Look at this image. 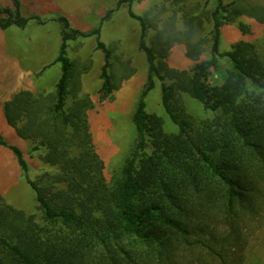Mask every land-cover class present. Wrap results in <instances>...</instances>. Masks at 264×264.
Instances as JSON below:
<instances>
[{"label": "trees", "instance_id": "16d2710c", "mask_svg": "<svg viewBox=\"0 0 264 264\" xmlns=\"http://www.w3.org/2000/svg\"><path fill=\"white\" fill-rule=\"evenodd\" d=\"M136 1L119 0L117 8L127 4L139 23L138 49L148 78L132 114L135 142L120 179L108 182L104 175L89 129L91 101L75 100L68 107L73 62L66 49L78 37L95 35L103 53L99 99L117 88L109 72L112 54L99 40V29L82 33L57 18L61 45L55 62L61 77L54 92L36 97L20 91L4 104L7 125L21 139L39 140L33 150L43 147L44 163L56 172L31 179L23 153L0 134V146L15 155L42 220L38 224L35 215L0 195V264H251L250 239L264 231V61L246 41L220 51L223 25L243 15L233 3L215 0L210 12L189 14L186 30L155 51L146 41L145 19L130 9ZM10 2L0 7L1 30L23 29L31 20L43 23L37 16L24 17L19 0ZM203 20L212 24L206 36ZM181 43L194 61L189 70L164 62ZM212 77L219 82L211 84ZM155 80L176 133H166L163 119L146 110ZM183 95L212 117L196 125Z\"/></svg>", "mask_w": 264, "mask_h": 264}, {"label": "rangeland", "instance_id": "374dc122", "mask_svg": "<svg viewBox=\"0 0 264 264\" xmlns=\"http://www.w3.org/2000/svg\"><path fill=\"white\" fill-rule=\"evenodd\" d=\"M19 1L21 14L24 17L37 16L43 23L39 24L37 21L31 20L23 29L14 26L13 29L6 31L0 29V55L6 57L7 63L11 65L9 60L20 58L16 67L15 65L10 67L6 62L0 64V123L5 121L4 104L18 92L29 91L17 89L18 85L15 86L14 78L22 76L28 82L34 83L33 86L40 83L38 90L41 91L31 92L36 97L54 92L55 85L61 77V66L55 62L61 45V26L56 21L57 18L64 17L70 28L82 33H91L93 30L99 29V40L112 54L109 72L117 88L111 96L99 99L97 92L99 84H102L101 68L95 65V59L102 61L103 53L96 49L95 35L78 37L67 42V57L73 62L69 82L71 95L68 97V107H71L75 100L88 99L91 101L92 107L87 111L89 129L93 145L104 164V175L108 182L120 179L124 162L129 157L135 142L132 114L148 78L145 56L138 49L140 36L138 21L129 16L127 4L123 3L117 8L119 0H104L106 12L112 11L104 21H102L103 17L101 19L97 17L92 0H80L82 9L79 12L75 11L74 8L78 5L72 0H64L65 3L62 4L60 0ZM96 2L98 4L99 1ZM224 2L226 4L233 3L234 7L243 13L234 22L223 25L222 30H225L227 41L226 47L229 45L232 47L239 41L250 42L256 47L260 58L264 61V22H259L254 17L255 15L264 17V0H224ZM9 3L11 5V2ZM204 3L205 0H186L178 3H175V0H138L131 5L130 9L133 14L145 19L147 44L158 51L161 43L178 36L180 31L186 30L184 23L186 16L210 12L214 8L215 0H209L207 6H204ZM6 6L0 0V7ZM240 24L247 26L245 32L240 30ZM211 26V22L203 20L202 36L207 35L212 29ZM177 45L187 48L184 43ZM208 47L209 45L205 49V54L202 55L203 59L208 57ZM95 51L96 55H94ZM167 58L164 61L166 64ZM188 60L194 65V61ZM170 61L175 60L171 59ZM167 66L169 67L168 64ZM209 82L213 85L217 84L219 78L212 77ZM183 103L186 112L192 116L196 125L212 117L211 114L203 110L198 101L188 95H183ZM145 104L148 113L163 119V128L166 133L173 134L178 131L161 105L159 81H154V88L147 94ZM1 129L0 134L8 144L17 147L23 153L31 179L36 180L39 176H45L46 171L52 174L56 172V167H50L44 163L42 158L46 152L43 147H39L40 149L36 151L33 150L34 146L39 145V140L21 139L16 133L15 136H9L6 135L7 131ZM119 129L123 132L118 131ZM11 130L15 132L13 128ZM120 132L121 135L118 134ZM117 134L123 138L120 139ZM101 136L105 138V143L102 142L103 137ZM15 137L21 141H17ZM111 150L114 154L116 150H118L117 154L120 153L112 155ZM0 195L8 205L22 210L27 215H35L36 222L42 225L41 212L37 209L34 192L25 182L15 155L9 149L1 146ZM249 255L251 264H264L263 230L256 232L251 237Z\"/></svg>", "mask_w": 264, "mask_h": 264}, {"label": "crops", "instance_id": "0c3cea01", "mask_svg": "<svg viewBox=\"0 0 264 264\" xmlns=\"http://www.w3.org/2000/svg\"><path fill=\"white\" fill-rule=\"evenodd\" d=\"M73 2H75L77 5H78V7L76 6L74 9H75V11L76 12H79L81 9H82V7H80V0H72ZM96 1H99L98 2V4H97V2ZM1 2L3 3V4H5V5H7V6H10L9 4V2H10V0H1ZM60 3L62 4V3H65V1L64 0H60ZM92 3H94V7H95V9H96V12H97V17L99 18V19H101L103 16H104V13L106 12V10H107V8H106V6H105V1L104 0H92ZM6 6V7H7ZM97 6H98V8H97ZM9 29H13L12 27H10V28H8V29H6V30H9ZM5 30V31H6ZM224 31L225 30H221V39H220V51L221 52H226V51H228V50H230V48H231V46L229 45L228 47H226V36H225V34H224ZM239 39V38H238ZM230 47V48H229ZM96 51H95V53H94V55H96ZM185 53H186V49H185V47L183 46V45H176V46H174L171 50H170V52H169V55H168V58H167V64L169 65V67L170 68H172V69H176V70H189V69H191L192 68V66H193V63H191L186 57H185ZM145 56V55H144ZM20 58H17V59H15V60H12V61H10L9 60V62L10 63H12V65L11 64H8L7 63V59H6V57H4V56H1L0 55V64L1 63H4V62H6L10 67H13L14 65H15V67L16 66H18V63H17V61L19 60ZM175 60V61H173V62H171L170 60ZM146 60V59H145ZM102 61H103V56H102ZM102 61H100V60H97L96 61V59H95V62H96V66H99V68H101L102 66H103V64H102ZM104 62V61H103ZM34 65V64H33ZM32 65V66H33ZM36 68V67H35ZM10 69V68H9ZM96 76H97V74H96ZM99 76V75H98ZM14 83L16 84L15 86H17L18 85V87H17V89H20L21 88V90L22 89H25V90H29L30 92H32V93H34V92H38L39 90H38V88H39V86L41 85L40 83L39 84H35V86H33V84L34 83H31L30 81L28 82V80H26V79H23L22 78V76H19L18 78H14ZM100 86H101V83L99 84V88H100ZM99 90V89H98ZM41 91V90H40ZM97 91V90H96ZM0 127L2 128H0L1 130H5V131H7L8 133L6 134V135H9V136H15V132H13L12 130H11V127H9L8 125H7V123H6V121H2L1 123H0ZM10 131H12V132H10ZM6 135H5V137H6ZM16 138V137H15ZM16 140L17 141H21V139H17L16 138Z\"/></svg>", "mask_w": 264, "mask_h": 264}, {"label": "bare ground", "instance_id": "6f19581e", "mask_svg": "<svg viewBox=\"0 0 264 264\" xmlns=\"http://www.w3.org/2000/svg\"><path fill=\"white\" fill-rule=\"evenodd\" d=\"M97 125H98V124H97ZM118 127H121V126H118ZM123 128H124V127L122 126V129H123ZM120 129H121V128H120ZM120 129H119L118 131H122V130H120ZM111 130H112V129H111ZM116 130H117V129H116ZM116 130H114V131L116 132ZM114 131H113V132H114ZM118 131H117V132H118ZM97 132H98V131H97ZM100 132H101V131H100ZM122 132H123V131H122ZM106 133H107V132H106ZM107 134H108V133H107ZM118 134L121 135V132L118 133ZM118 134H117V135H118ZM110 135H111V133H110ZM118 136H119V135H118ZM122 136H124V135L122 134ZM101 137H103V136H101ZM105 137H106V136H105ZM115 137H117V136H115ZM119 137H120V136H119ZM110 138H112V137H110ZM122 138H123V137H120V139H122ZM124 138H125V137H124ZM100 139H101V138H100ZM104 139H105V138L103 137V140H102V139H101V140H102V142L105 143V140H104ZM106 139H107V137H106ZM118 139H119V138H118ZM118 139H117V140H118ZM120 139H119V140H120ZM106 141H107V140H106ZM123 141H124V140H123ZM121 142H122V141H121ZM124 143H125V142H124ZM100 144H101V143H100ZM104 145H105V144H104ZM112 145H113V144H112ZM124 145H126V144H124ZM106 146H107V145H106ZM114 146H115V144H114ZM117 146H120V145H117ZM122 146H123V145H122ZM108 148H109V147H108ZM108 148H107V150H108ZM121 148H122V147H121ZM121 148H120V149H121ZM117 149H119V147H117ZM124 149H125V148H124ZM114 151H115V150H114ZM111 152H112V155H113L114 152H113L112 150H111ZM117 152H118V150H116V153H115V154H117ZM119 153H120V152H119ZM119 153H118L117 155H119ZM115 154H114V155H115ZM124 154H125V153H124ZM114 161H115V160H114ZM112 165H114V164H112ZM110 166H111V165H110ZM14 198H15V197H14ZM16 200H17V199H16ZM17 201H18V200H17Z\"/></svg>", "mask_w": 264, "mask_h": 264}]
</instances>
